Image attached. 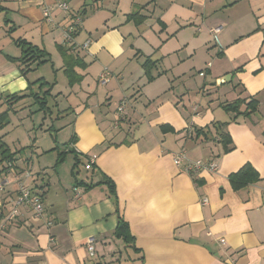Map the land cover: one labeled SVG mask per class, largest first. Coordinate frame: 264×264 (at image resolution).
<instances>
[{"label": "crops", "instance_id": "crops-1", "mask_svg": "<svg viewBox=\"0 0 264 264\" xmlns=\"http://www.w3.org/2000/svg\"><path fill=\"white\" fill-rule=\"evenodd\" d=\"M59 1L67 4V13L56 8ZM43 6L50 20L43 18ZM136 12L143 23L128 19ZM74 16L82 17L74 43L89 41V47L72 51L82 66L74 67L80 81L70 85L58 48ZM216 29L217 44L210 34ZM17 39L45 51L66 85L53 96L60 103L51 109L56 80L47 97L49 119L60 123L46 129L55 137L54 176L46 168L30 169L34 155L43 158L34 145L28 146V160L15 156L10 167L0 168H7L0 174L5 183L0 215L8 213L16 181L26 171L45 209L42 219H33L20 208L0 229V264H114L124 250L113 236L118 216L134 237L138 264H264V0H0V109L7 97L29 93V79L14 62L21 56ZM147 60L154 62L151 81L143 68ZM104 69L110 76L101 86ZM123 99L126 108L119 116L116 106ZM237 99L256 100L257 111L244 118L219 107ZM113 100L110 111L105 102ZM213 123L226 124L229 152L223 153L216 136L192 139L194 129ZM66 128L70 132L60 143L57 136ZM70 151L80 162L75 181ZM181 152L190 161H214L216 171L183 173L172 162ZM58 153L66 155L55 168ZM245 164L259 181L235 192L228 177ZM105 182L113 184L117 205ZM89 237L95 239L94 256L86 251Z\"/></svg>", "mask_w": 264, "mask_h": 264}, {"label": "trees", "instance_id": "trees-1", "mask_svg": "<svg viewBox=\"0 0 264 264\" xmlns=\"http://www.w3.org/2000/svg\"><path fill=\"white\" fill-rule=\"evenodd\" d=\"M129 20H132L136 24H141L145 20L144 17L140 16L139 13H134L130 14L127 16ZM16 44L19 46L21 49V56L19 58L14 59V62H17L19 64L20 72L22 73L23 76H25L28 71H30V66L31 65H42L44 63L49 62V59L46 60L48 57V54L45 51H42L38 49L35 46H32L31 44L27 43L25 40L17 39L15 40ZM62 59L64 63V73L68 79V82L70 85H73L74 83H78L80 81V77H78L75 72H74V67L75 66H82L81 59L77 54H74L72 51V48L63 46L58 48ZM154 66V62L147 60L143 64V68L145 70L146 76L149 81L152 80V77L149 75L150 69ZM39 84V92L34 93L31 90V84L28 86V95H14V96H9L6 99H8L9 102L16 103L24 98H31L34 101L35 105H38V110L37 111H42V112H47L49 111L47 108V97L49 96V91L52 88L53 84H47L46 82H43L42 79L37 80ZM43 87H47V90L45 92H40V90ZM225 112H231L234 113L236 116H242L244 118L250 117L253 113H255L258 109V102L254 99L250 100H242V99H237L232 102H225L219 105ZM8 110L0 114V124L2 121H4L7 117ZM45 114V113H44ZM226 124H221V123H213L211 127L206 126L204 128L200 129H194V137L192 138L193 140L201 139L203 140H211L213 136H216L219 140V143L222 146V151L223 153H227L230 151L231 148V140L229 135L223 131V128L225 127ZM212 128V129H211ZM54 129L50 127L48 131H53ZM162 130H166L165 128ZM264 136V134H263ZM67 146V145H65ZM4 144L0 146V167L3 166L4 164L10 167L14 161V157L17 154V152L11 153L8 148H4ZM56 149H53L51 151H55ZM71 154H74V165L71 168V176L74 178V181L76 179V168L79 165V159L78 155L75 154V152L70 151ZM65 153H58L57 154V159L55 161V168L63 163ZM79 162V163H78ZM4 165V166H5ZM92 166H90L91 168ZM85 168V167H84ZM7 168H2L0 170V174H2L4 171H6ZM86 170V169H85ZM89 170V169H88ZM230 186L233 191L237 192L248 185L255 184L259 181V176L258 173L254 170V168L249 165L245 164L242 166L238 171L235 173H232L228 177ZM108 183V188L110 189V194H112V197L114 199V203L117 205V201L114 196V186L112 183ZM76 184V182H75ZM80 185V183H79ZM82 185L85 188H92L93 185H87L85 183H82ZM77 188V185H75ZM34 193V192H33ZM37 194V193H35ZM39 195V194H37ZM7 214V212H6ZM5 213H1L0 217L6 215ZM4 218V217H3ZM113 236L116 239H120L122 243L124 244L125 248H130L134 253H138V250L134 246V237L131 235L129 226L126 221H124L121 217L118 216V222L117 226L115 227L113 231ZM143 260V258H140V261Z\"/></svg>", "mask_w": 264, "mask_h": 264}, {"label": "rangeland", "instance_id": "rangeland-1", "mask_svg": "<svg viewBox=\"0 0 264 264\" xmlns=\"http://www.w3.org/2000/svg\"><path fill=\"white\" fill-rule=\"evenodd\" d=\"M38 74L39 76H37ZM26 75V77L29 79L30 84L32 85L31 90L35 93L39 91V84L34 82L35 79L42 77L43 80H45L48 84H51L54 80H56L57 86L51 92L52 96L49 97L48 107L51 109V105L54 106L56 102L58 104L60 103L58 99L59 95L55 98L53 96H55L59 91H62V87L66 85V79L62 71L54 72V70L51 68V64L45 63L43 65L35 67L33 71H28ZM4 101L5 103H3V106L0 109V114L5 112L7 109H10L11 111L8 110V118H6L0 124V146L4 144L5 147H3V149L8 148L11 153L17 152L15 156L20 157L22 160H28V158H30L29 150L31 149V147L30 149H28V146L34 145L35 149L43 151V158L38 159L35 157L36 155H34L32 164L30 165V169L31 166H33L32 171L38 172L37 169L41 170L42 168H46V170L50 172L48 173V175L54 176L52 166L57 151H52L49 153V150L54 147L52 140L55 137L51 136L49 132L46 131V129H48L50 126H54L57 129L58 126H60V123H57L54 120V123H51L48 112H46L45 114L44 112L35 113L38 105H32L31 107H29L33 103L32 99L28 98V100H25V103L23 104L18 103L16 105V103H14V106H12L13 104L9 105L8 103L10 102H7L6 100ZM105 104L110 109V111L115 110L113 109L114 105L116 104L115 100H113L109 104L105 102ZM20 106L23 107V109L20 108ZM52 109L55 111L56 108L53 107ZM31 112L33 114H30ZM59 132L60 134L57 136L58 141L62 143L61 141H64L66 139L68 133L70 132V129L66 128L65 130H60ZM58 146V151H62L63 146ZM47 154H51V156H47ZM70 158L71 157H68L69 160L65 164H68L70 162ZM63 168L64 167H62V169ZM79 170L81 171V173H83L82 175H85V173H87L84 171L83 166L79 168ZM120 254L122 255L121 260H119V257L116 254L115 258L119 261L115 262L114 264H138V257L130 248L124 247V250L121 249Z\"/></svg>", "mask_w": 264, "mask_h": 264}, {"label": "built area", "instance_id": "built-area-1", "mask_svg": "<svg viewBox=\"0 0 264 264\" xmlns=\"http://www.w3.org/2000/svg\"><path fill=\"white\" fill-rule=\"evenodd\" d=\"M56 8L60 10L61 12L67 13L68 12V6L65 2H57ZM42 16L46 20H50V9L48 6L42 7ZM82 26V17L81 16H74L71 19V23L63 30V46L72 48V50L77 51H88L89 47V41L84 42L81 45H76L74 43V35L78 29ZM219 29L211 30L210 34H216L218 33ZM213 35V40L216 43V38ZM217 44V43H216ZM215 44V45H216ZM207 68L210 67V64L208 63ZM200 76H203V73H199ZM110 76V72L107 69L102 70V72L98 76V82L101 86L106 85L108 78ZM126 99H123L120 101L118 107H117V113L119 116H121L126 108ZM119 121H115L113 123L114 127H118ZM95 160V157H92L89 159V163L85 166V169H90L91 164H93V161ZM172 162L174 166L181 169V171L187 175H190L191 177L198 176L203 171L208 172H215L216 171V164L215 162H206L203 163L201 161H190L186 154L184 152H181L177 155H175L172 159ZM32 176L30 172L26 171L23 173V177L19 178L17 182V191H16V198L9 201L7 206L9 207L8 213L4 216L2 219L3 222L0 225V229L5 228V226L9 223H11L18 215L20 208H27L28 212L30 213L31 217L33 219H42L44 216V205L43 200L40 195H37L33 193V191L30 189V187L27 184V180L30 179ZM5 183L0 180V210L4 208L3 202L1 200L2 193L4 192ZM206 203V200L203 201V204ZM48 227L51 226L50 222H47L46 224ZM53 241V240H50ZM221 243H223V240H220ZM95 239L93 237H89L86 240V251L89 256H94L95 252Z\"/></svg>", "mask_w": 264, "mask_h": 264}, {"label": "water", "instance_id": "water-1", "mask_svg": "<svg viewBox=\"0 0 264 264\" xmlns=\"http://www.w3.org/2000/svg\"><path fill=\"white\" fill-rule=\"evenodd\" d=\"M228 80H230V75L224 77V78L220 81V83H221V84H222V83H225V82L228 81Z\"/></svg>", "mask_w": 264, "mask_h": 264}]
</instances>
